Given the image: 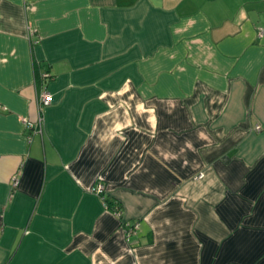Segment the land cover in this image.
I'll list each match as a JSON object with an SVG mask.
<instances>
[{
  "label": "crops",
  "instance_id": "1",
  "mask_svg": "<svg viewBox=\"0 0 264 264\" xmlns=\"http://www.w3.org/2000/svg\"><path fill=\"white\" fill-rule=\"evenodd\" d=\"M260 27L264 0H0V264H264Z\"/></svg>",
  "mask_w": 264,
  "mask_h": 264
},
{
  "label": "built area",
  "instance_id": "2",
  "mask_svg": "<svg viewBox=\"0 0 264 264\" xmlns=\"http://www.w3.org/2000/svg\"><path fill=\"white\" fill-rule=\"evenodd\" d=\"M264 34V28L260 27L258 29V35L259 36H262ZM49 77V74L48 73H44L43 74V78L44 79H48ZM51 103V94L50 92L47 90V87L46 85H44L39 93V96H38V107H39V111H40V115H39V118L37 120V122H31V121H28V120H23V123L25 124L26 127H35L37 129H40L41 127V121H42V112L44 110V108L46 106H48L49 104ZM16 181V179H15ZM105 189V186L103 185L102 182H99L96 186V188H94V191L98 192V193H102ZM104 199V197H103ZM113 212L116 214V215H120V209L118 208V206H115L113 208ZM139 227V224L138 222H135L133 224H130L128 225V231H127V234L131 233L132 231H135L137 230Z\"/></svg>",
  "mask_w": 264,
  "mask_h": 264
},
{
  "label": "trees",
  "instance_id": "3",
  "mask_svg": "<svg viewBox=\"0 0 264 264\" xmlns=\"http://www.w3.org/2000/svg\"><path fill=\"white\" fill-rule=\"evenodd\" d=\"M105 202H106V204H109V205H111L112 204V202H110V201H108V199L107 200H105ZM108 205V206H109ZM110 207H112V206H110ZM114 207V206H113Z\"/></svg>",
  "mask_w": 264,
  "mask_h": 264
}]
</instances>
